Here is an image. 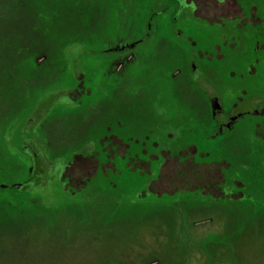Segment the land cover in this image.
I'll use <instances>...</instances> for the list:
<instances>
[{"label":"flooded vegetation","instance_id":"flooded-vegetation-1","mask_svg":"<svg viewBox=\"0 0 264 264\" xmlns=\"http://www.w3.org/2000/svg\"><path fill=\"white\" fill-rule=\"evenodd\" d=\"M155 5L159 10L138 13L137 24L126 11L112 32L61 47L72 86L59 85L68 77H49L36 91L26 77L12 78L8 112L0 111L1 155L24 174L12 189L48 209L84 208L111 196L124 178L129 195L179 211L183 222L193 213L197 221H214L210 210L232 204L264 210V0ZM28 50L9 52L19 65ZM126 62L137 64L130 86L117 71ZM137 77L146 78L140 89ZM141 95L151 105H129ZM178 95L203 100V111L180 107ZM76 161L88 170L82 167L73 186L65 173ZM168 163L177 165L176 186L157 192ZM178 165L187 167L186 185H177Z\"/></svg>","mask_w":264,"mask_h":264},{"label":"rangeland","instance_id":"rangeland-1","mask_svg":"<svg viewBox=\"0 0 264 264\" xmlns=\"http://www.w3.org/2000/svg\"><path fill=\"white\" fill-rule=\"evenodd\" d=\"M145 10L159 8L155 0H0V111L8 112L15 75L26 77L28 87L36 91L49 77H68L59 85L72 86L70 72L65 70L70 62L62 60L60 48L81 39L94 41L110 27L112 32L114 22H123L126 11L137 24L138 13ZM24 47L29 50L20 75L21 64H16L9 50ZM168 53L163 46L162 56ZM136 65L126 62L117 69L128 86L136 81L127 77ZM103 70L100 67V73ZM137 78L140 89L146 78ZM96 81V85L102 82ZM103 87L108 88L107 84ZM176 100L180 107L196 106L203 111L205 106L194 96L178 95ZM151 101L141 95L131 98L129 105L145 107ZM229 148L227 154L234 158V147ZM1 154L0 185L7 183L8 188L0 190V264H264V210L245 206L238 210L232 204L220 213L210 210L214 221H197L188 209L193 214L188 213L183 222L179 211L156 208L146 204L147 199L129 195L131 187L124 178L110 198L95 199L84 208L77 204L45 209L32 201L34 196L10 187L24 174L11 171L13 163ZM86 165L76 161L66 171L73 186ZM176 168V163L163 168L155 191L173 190ZM178 169L183 173L177 185H186L187 167L178 165ZM260 196L264 198V193Z\"/></svg>","mask_w":264,"mask_h":264},{"label":"trees","instance_id":"trees-1","mask_svg":"<svg viewBox=\"0 0 264 264\" xmlns=\"http://www.w3.org/2000/svg\"><path fill=\"white\" fill-rule=\"evenodd\" d=\"M73 43H74V42H72V44H73ZM60 49H61V48H60ZM61 51H62V50H61ZM20 64H21V63H20ZM20 64H19V65H20ZM22 67H23V64L20 65V69H21V71L19 72L20 75H21V72H22ZM8 164H9V163H8ZM21 167H23V166L21 165ZM22 169H23V168H22ZM31 199H32V198H31ZM33 200H34V201H33L34 203H36V204L38 203L39 207L42 206L43 208L47 209L44 205L41 204V202H40L41 200L38 199L37 197H36V198L33 197ZM33 202H32V203H33Z\"/></svg>","mask_w":264,"mask_h":264}]
</instances>
